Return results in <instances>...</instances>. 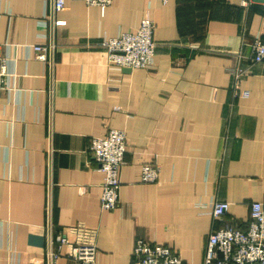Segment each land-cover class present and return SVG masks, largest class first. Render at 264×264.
Masks as SVG:
<instances>
[{"label": "crops", "instance_id": "obj_1", "mask_svg": "<svg viewBox=\"0 0 264 264\" xmlns=\"http://www.w3.org/2000/svg\"><path fill=\"white\" fill-rule=\"evenodd\" d=\"M146 17L153 64L111 62L100 41ZM263 29L264 0H0V264H83L75 245L96 246L90 264H136L137 239L199 263L217 199L230 202L217 227H247L264 204V63L252 60ZM111 128L127 154L119 204L104 210L90 143ZM145 163L157 181L141 180Z\"/></svg>", "mask_w": 264, "mask_h": 264}, {"label": "built area", "instance_id": "obj_2", "mask_svg": "<svg viewBox=\"0 0 264 264\" xmlns=\"http://www.w3.org/2000/svg\"><path fill=\"white\" fill-rule=\"evenodd\" d=\"M90 5L106 9L113 0H85ZM167 1V0H164ZM55 10L63 9L65 0H52ZM156 23L146 17L132 30L121 31L113 37H104L100 44L108 49L109 59L130 69L148 68L154 62L156 41L154 38ZM37 57L48 59L45 45L35 47ZM253 62L264 63V29L258 33L252 44ZM234 79L235 94H240V81L247 72L243 67L231 70ZM6 74V59L0 53V76ZM245 93V92H244ZM90 150L99 168L104 172L101 195V207L113 210L119 204L121 187L120 170L126 162V132L111 128L105 136H94ZM159 166L152 163L142 165L140 178L143 182H155L159 177ZM230 208V202L217 199L211 204L214 227L210 231L204 259L199 263L185 261L180 254L163 243L153 244L144 239L135 242L133 256L136 264H264V204L261 201L251 203V219L247 227L241 228L225 223L217 227ZM68 243L66 236H60L58 247L52 251V260L57 258L59 250ZM95 245H75L72 257L83 264L93 263L96 257Z\"/></svg>", "mask_w": 264, "mask_h": 264}]
</instances>
